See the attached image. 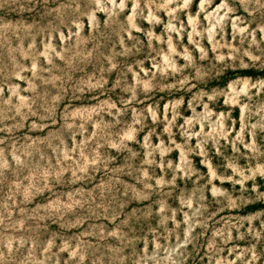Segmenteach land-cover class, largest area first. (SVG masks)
<instances>
[{
    "label": "clouds",
    "instance_id": "1",
    "mask_svg": "<svg viewBox=\"0 0 264 264\" xmlns=\"http://www.w3.org/2000/svg\"><path fill=\"white\" fill-rule=\"evenodd\" d=\"M0 264H264V0H0Z\"/></svg>",
    "mask_w": 264,
    "mask_h": 264
}]
</instances>
